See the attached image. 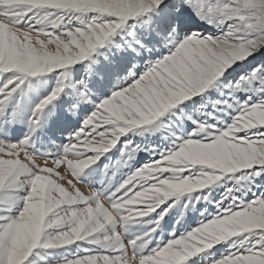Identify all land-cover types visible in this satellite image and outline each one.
<instances>
[{
    "label": "snow or ice",
    "instance_id": "snow-or-ice-1",
    "mask_svg": "<svg viewBox=\"0 0 264 264\" xmlns=\"http://www.w3.org/2000/svg\"><path fill=\"white\" fill-rule=\"evenodd\" d=\"M0 264H264V0H0Z\"/></svg>",
    "mask_w": 264,
    "mask_h": 264
}]
</instances>
